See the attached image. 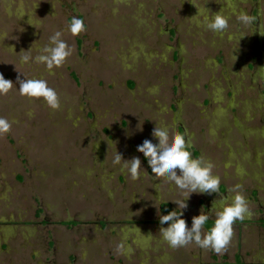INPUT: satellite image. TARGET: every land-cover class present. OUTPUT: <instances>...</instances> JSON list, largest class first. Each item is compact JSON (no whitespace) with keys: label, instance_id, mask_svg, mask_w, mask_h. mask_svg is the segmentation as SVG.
<instances>
[{"label":"rangeland","instance_id":"rangeland-1","mask_svg":"<svg viewBox=\"0 0 264 264\" xmlns=\"http://www.w3.org/2000/svg\"><path fill=\"white\" fill-rule=\"evenodd\" d=\"M240 9L251 26L236 23ZM216 12L229 19L223 33L202 22ZM73 17L85 24L75 37ZM56 31L74 49L62 66L20 64ZM261 33L264 0H0V73L14 83L0 95L12 124L0 135V264H264ZM17 78L46 80L60 108L21 95ZM155 125L182 132L221 178V191L191 195L189 226L242 186L251 215L222 253L162 239L164 205L175 210L185 193L152 180L136 151ZM116 150L148 174L132 180L112 164Z\"/></svg>","mask_w":264,"mask_h":264},{"label":"clouds","instance_id":"clouds-1","mask_svg":"<svg viewBox=\"0 0 264 264\" xmlns=\"http://www.w3.org/2000/svg\"><path fill=\"white\" fill-rule=\"evenodd\" d=\"M25 16V15H24ZM253 17L246 9H240L236 14L238 25L251 26ZM204 26L212 32L223 33L229 29V19L220 12L205 16ZM68 31L73 37L85 31L84 21L73 17L68 26ZM264 35V33H261ZM63 32L56 31L49 37L46 45L38 49L37 55L31 54L32 48L23 50L19 62L21 65L34 62L43 64L51 71L54 67L62 66L66 59L73 54V47L62 39ZM231 40V37L229 38ZM15 52L14 47H10ZM16 53V52H15ZM20 53V52H19ZM19 93L29 98H43L47 106L53 110L60 108L58 94L54 88L48 86V82L40 78L19 79ZM13 81L6 79L0 73V95L7 94L13 88ZM11 122L0 117V135L6 134L11 129ZM151 136L153 139H144L136 147V151L143 154L153 176L165 178L174 183L177 188L185 193L184 198L176 204V209L159 216V232L162 239L172 248H179L195 244L202 249H211L217 254L222 253L233 236V224L243 221L250 216L249 204L246 196L241 191L242 186L236 184L232 187L233 196L230 203H225L221 209L207 212L200 210L199 214L191 218V224L183 218L184 210L188 207L187 201L192 194L216 193L221 191V178L213 174L214 164L202 158H194L186 143L185 136L180 131L171 132L167 127L154 126ZM153 140L155 142H153ZM112 164L126 170L132 180H137L141 175V158L133 156L125 159L117 150L113 156ZM145 174L148 172L143 168ZM177 207L179 211H177ZM215 215L212 226L204 231L211 215ZM124 244L120 243L117 250H123Z\"/></svg>","mask_w":264,"mask_h":264},{"label":"trees","instance_id":"trees-1","mask_svg":"<svg viewBox=\"0 0 264 264\" xmlns=\"http://www.w3.org/2000/svg\"><path fill=\"white\" fill-rule=\"evenodd\" d=\"M164 209H165L166 211H169V207H168V205H164ZM212 223H213V222L209 221L208 224L205 226V227L207 228V230H208V228H210V227L212 226Z\"/></svg>","mask_w":264,"mask_h":264},{"label":"flooded vegetation","instance_id":"flooded-vegetation-1","mask_svg":"<svg viewBox=\"0 0 264 264\" xmlns=\"http://www.w3.org/2000/svg\"><path fill=\"white\" fill-rule=\"evenodd\" d=\"M165 205H168V204H165ZM168 207H169V211H170V206L168 205ZM166 211V210H165ZM211 222H214V221H211ZM74 222H67V223H64V224H66V225H71V224H73ZM206 230H207V228H206Z\"/></svg>","mask_w":264,"mask_h":264}]
</instances>
